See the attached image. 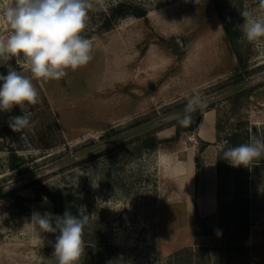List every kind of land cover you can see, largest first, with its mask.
<instances>
[{
	"label": "rangeland",
	"instance_id": "rangeland-1",
	"mask_svg": "<svg viewBox=\"0 0 264 264\" xmlns=\"http://www.w3.org/2000/svg\"><path fill=\"white\" fill-rule=\"evenodd\" d=\"M121 1L147 15H128L103 30ZM93 2L85 32L93 42L92 61L60 81H34L40 102L23 133L9 127L10 117L23 115L18 106L0 112V264H56L58 233L34 232L33 214L51 213L37 194L40 185L30 184L35 180L71 195L87 217L80 264H209L205 247L223 242L213 236L221 232L218 213L202 217L195 208L192 215L186 206L193 175L196 199L202 192L204 141L195 129L213 110L216 189L221 182L227 202L235 178L244 175L222 158V147H232V140L239 145L245 136L264 137V50L238 39L241 12L258 8L259 0H225L224 7L249 73L237 70L211 0ZM9 27L0 19V35ZM8 64L21 70L15 59ZM7 73L0 64V74ZM186 94H199L207 107L193 114L192 131L175 137L173 123L183 115ZM150 137L157 145L143 147ZM13 155L20 167L10 169ZM246 168L248 251L232 255L228 264H264V158Z\"/></svg>",
	"mask_w": 264,
	"mask_h": 264
},
{
	"label": "clouds",
	"instance_id": "clouds-1",
	"mask_svg": "<svg viewBox=\"0 0 264 264\" xmlns=\"http://www.w3.org/2000/svg\"><path fill=\"white\" fill-rule=\"evenodd\" d=\"M100 2V0H97ZM93 0H3L0 19L7 21V35H0V64L8 66L0 74V112L19 107L23 115L9 118L14 132L31 127V108L40 102L34 81H60L69 70L75 72L93 59V42L85 35ZM242 36L258 50H264V0L258 8L241 12ZM15 59L20 71L8 62ZM26 69L29 74H25ZM183 115L177 114L181 126L191 124L193 114L203 111L207 102L199 94H186ZM223 159L233 167H249L264 158V137L253 135L238 146L222 147ZM34 232L56 235L53 257L56 264H80L84 254L83 231L87 217L66 210L62 216L34 213Z\"/></svg>",
	"mask_w": 264,
	"mask_h": 264
},
{
	"label": "trees",
	"instance_id": "trees-1",
	"mask_svg": "<svg viewBox=\"0 0 264 264\" xmlns=\"http://www.w3.org/2000/svg\"><path fill=\"white\" fill-rule=\"evenodd\" d=\"M217 16L220 18L223 26L226 41L234 54L238 69H243L246 72L247 66L243 59L241 46L236 38V33L233 26L226 20L224 14L225 0H211ZM133 16L136 18L145 17L147 11L144 8H139L128 2L121 1L110 9V13L105 18L102 24V29L107 30L112 23L118 19L125 18L126 16ZM246 73H249L248 71ZM175 126V137H179L182 132L192 131L194 125L179 127V123H173ZM237 136V135H236ZM248 142L247 136L243 138L242 143ZM156 141L150 137L143 140V147L154 148ZM208 143L202 142L200 151L203 150ZM232 147L238 146L234 140L231 141ZM19 166V158L11 156L10 169H15ZM241 175H244L241 179L235 178V186L233 188V194L227 202H222L220 189L221 182L217 185V213L219 216V224L221 232L213 234L214 237H221L223 242L216 244L211 248L205 250L207 260L209 264H228L232 255H241L248 251L245 241L249 236L250 230V208H249V194L247 189L248 172L246 167H239ZM40 185L37 190V194L45 199L46 209L55 214L63 215L66 210L71 211L73 214L83 216L74 203V198L71 195H63L60 192H51L44 186H41L39 180L32 181L30 184ZM243 183V185H242ZM97 256H100V252H97Z\"/></svg>",
	"mask_w": 264,
	"mask_h": 264
},
{
	"label": "crops",
	"instance_id": "crops-1",
	"mask_svg": "<svg viewBox=\"0 0 264 264\" xmlns=\"http://www.w3.org/2000/svg\"><path fill=\"white\" fill-rule=\"evenodd\" d=\"M207 115L208 118L206 119ZM203 127H205V137L200 136V131ZM195 130L196 136L200 140L208 143V145L200 152L201 162L199 172L201 180H203L201 186L202 192L200 191V196L196 199V193H194L196 189L194 181L195 178L193 175V178L191 179L192 182H194L192 185L194 186L193 194L186 202V206L188 207L189 214L191 212V214L194 215L196 208L197 214L205 217L213 215L217 211V189L215 181L217 149L214 146L216 142V132L215 114L213 110H208L203 113L201 121ZM193 199H196V202H194ZM189 208L191 209L189 210Z\"/></svg>",
	"mask_w": 264,
	"mask_h": 264
},
{
	"label": "bare ground",
	"instance_id": "bare-ground-1",
	"mask_svg": "<svg viewBox=\"0 0 264 264\" xmlns=\"http://www.w3.org/2000/svg\"><path fill=\"white\" fill-rule=\"evenodd\" d=\"M208 118V115H207V117H206V119ZM200 136H202V137H205V127H203L202 129H201V131H200ZM251 235V234H250ZM253 236V235H252ZM251 236V237H252ZM253 238V237H252Z\"/></svg>",
	"mask_w": 264,
	"mask_h": 264
},
{
	"label": "built area",
	"instance_id": "built-area-1",
	"mask_svg": "<svg viewBox=\"0 0 264 264\" xmlns=\"http://www.w3.org/2000/svg\"><path fill=\"white\" fill-rule=\"evenodd\" d=\"M188 140L195 141L194 136L189 135Z\"/></svg>",
	"mask_w": 264,
	"mask_h": 264
},
{
	"label": "water",
	"instance_id": "water-1",
	"mask_svg": "<svg viewBox=\"0 0 264 264\" xmlns=\"http://www.w3.org/2000/svg\"><path fill=\"white\" fill-rule=\"evenodd\" d=\"M197 126H198V124H197Z\"/></svg>",
	"mask_w": 264,
	"mask_h": 264
}]
</instances>
